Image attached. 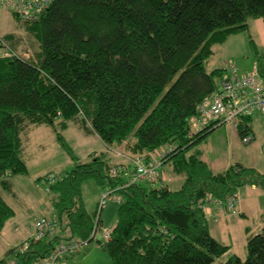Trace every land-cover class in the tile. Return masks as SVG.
<instances>
[{"label": "trees", "instance_id": "trees-1", "mask_svg": "<svg viewBox=\"0 0 264 264\" xmlns=\"http://www.w3.org/2000/svg\"><path fill=\"white\" fill-rule=\"evenodd\" d=\"M12 15L38 48L20 51V42L4 35L25 60H0V184L28 174L22 134L30 125L51 126L73 161L64 174L49 173L57 176L46 184L54 215L37 219L55 217L57 233L30 239L18 264H38L64 238L94 240L97 209L87 210L83 184L115 186L107 152L87 161L72 153L60 133L68 122L107 146L127 142L145 161L170 148L162 166L184 176L177 190L142 182L119 191L116 222L99 243L111 264H212L224 256L229 246L210 233L202 200H224L245 185L264 191V172L241 164L212 171L197 145L214 128L190 136L188 120L224 73L205 68L211 46L246 30L249 19H264V0H52L34 22ZM254 49L264 79V50ZM250 118L238 120L242 140L251 134ZM13 216L0 195V230ZM222 264H264V226L248 239L245 259L232 254Z\"/></svg>", "mask_w": 264, "mask_h": 264}, {"label": "rangeland", "instance_id": "rangeland-1", "mask_svg": "<svg viewBox=\"0 0 264 264\" xmlns=\"http://www.w3.org/2000/svg\"><path fill=\"white\" fill-rule=\"evenodd\" d=\"M252 19V21L255 19L263 20L262 17ZM0 33L2 35L12 34L20 42V51L28 50L29 52L33 51L34 53V50L38 48L37 41L33 37L26 35L24 27L13 17L11 11L5 7L0 8ZM260 33L261 29L253 27V22H250L248 29L227 36L222 43L215 44L210 57L207 59V66L212 68H223L227 61H233L240 70L246 66L252 70L255 65L254 47L260 51V44H263L264 40L259 37ZM218 85L220 87L219 82ZM258 114L259 113L253 115V136L251 141L245 142L242 140L233 125L222 124L209 132L197 145V149L203 153L206 160H214L211 164L214 170H224L229 164H241L248 167L250 166L259 173L264 172V117L259 116ZM55 123H57V121H55ZM41 130L42 132H40ZM34 131L35 130L32 131V134L39 137L41 136L43 140L39 143L38 141H35L36 138H34L31 134L32 139L29 140V149L26 155L29 164L30 177H32V175L36 172H41L39 174L54 173L56 175H61L69 171L72 167L73 161L57 141L53 129L50 126L46 128V126L43 125L39 128L37 133ZM60 133L63 135L67 144L71 148L72 153L77 158L83 159L82 161L88 160L86 154L89 150L95 149L99 151L104 148L103 144L99 142L96 137L86 134V132L80 128L77 123L70 124L66 131H60ZM45 136L48 139L45 138ZM172 169L173 168H171L168 164L161 167L169 188L177 190L180 188L184 176L176 172L173 173ZM21 177L19 176L18 178L22 179ZM26 183L29 184V182ZM38 183H41L39 184V188L41 189L40 193L49 199L46 186L43 185L41 180ZM27 187L31 189L30 185ZM82 193L87 210L91 213L97 209V204L101 198V188L94 180L89 179L84 182ZM35 194L36 193L34 192L33 195L35 196ZM246 196L247 194L245 195V198ZM6 198L14 206V208H16L18 217L22 220L20 227L25 228L26 225L30 226L31 222H34L35 216L38 214V203H34V205L31 204V206L28 204L25 209H23L22 205H20V208L16 207L17 205L14 204L15 200L11 196L6 195ZM245 200L247 203L250 201L249 198H246ZM117 208V203L113 201L107 202L101 211L100 217L102 224L100 223L101 225L99 224V226H103L105 228L114 226L116 222ZM229 215H231V213ZM231 217L232 216H230V218ZM235 217L240 218V216ZM226 223L227 226L225 227L226 232L224 235L223 233L217 235L216 232L212 234L219 240L225 239L224 241L226 244H233L234 247L236 246L235 250L236 252L241 251V253L238 254L243 260L246 257L243 245H246L247 241H242L243 223L242 221L234 223V220L230 221L229 219ZM232 224L233 226L231 228L230 226ZM103 241L105 240L99 237L95 238L91 242L81 245L74 255L82 258L84 254L89 252L87 258L79 262H72V260H69L68 264H111L108 254L102 250L99 245V243ZM71 254L72 253H69V255ZM65 259V255H63L58 258L55 264L60 263ZM224 261L225 259L222 260L221 258H218L212 264H222Z\"/></svg>", "mask_w": 264, "mask_h": 264}, {"label": "built area", "instance_id": "built-area-1", "mask_svg": "<svg viewBox=\"0 0 264 264\" xmlns=\"http://www.w3.org/2000/svg\"><path fill=\"white\" fill-rule=\"evenodd\" d=\"M52 0H0V8H7L14 13L21 22H34L48 9ZM25 60L23 54H18L9 44V41L0 33V60ZM224 73L220 78V88L206 97L196 108V113L189 120V135L194 136L204 131L210 125L213 128L222 124L237 126L239 118L252 116L255 113L264 115V79L256 67L254 70L241 74L233 61H227L223 67ZM245 142L251 141V134L243 138ZM109 157H118V152L108 149ZM169 149L149 161L138 155L126 157V161L113 163L110 160L108 175L116 181L115 186L107 185L101 189V198L97 204V216L90 237L108 240L112 227L99 226L102 209L109 201L120 203L119 191L125 187L145 182L152 188H162L161 166ZM108 157V158H109ZM57 179L54 174H48L43 185L53 183ZM202 207L208 201H214L217 206L225 207L231 214H237V193L228 195L224 200L211 196L202 200ZM58 231V221L53 218H41L36 221L32 237L12 247L0 264H18L19 255L28 247L30 239L40 240L46 236H54ZM86 241L81 239H61L54 245L52 251L42 258L38 264H55L59 257L65 254L76 253Z\"/></svg>", "mask_w": 264, "mask_h": 264}, {"label": "crops", "instance_id": "crops-1", "mask_svg": "<svg viewBox=\"0 0 264 264\" xmlns=\"http://www.w3.org/2000/svg\"><path fill=\"white\" fill-rule=\"evenodd\" d=\"M252 20H253L252 18L248 20L247 29L250 26V22H253V27H258L261 29V33L259 34V37L264 39V21H263L264 19L263 20L262 19H255L254 21H252ZM222 42L214 43L211 46V52L214 49L215 44L222 43ZM259 49H260V51L264 50V40H263V44H260ZM207 62H208V60H206V67L205 68L208 72L215 70V69H221L222 68V67L212 68L210 66H207ZM254 69H255V65H254L252 70H254ZM250 70L251 69L247 68V66H246V67L242 68V70L239 69V72L241 74H243V73L249 72ZM216 82H217L216 83L217 89L219 90L218 82H220V79L217 80ZM253 115L251 116L250 123H249L250 127H251L252 136H253V128H252ZM258 115L264 117L263 114H261V115L258 114ZM73 123H75V122H68L67 128L70 126V124H73ZM43 125H45V124L30 125L28 127V129H26L22 134V139H23L22 156H23V159L25 160V162L27 164L28 174L27 175L12 176L9 179V182L7 184L6 183L0 184V195H1L2 199L14 211V216L12 218L8 219L6 221V223L4 224L3 228L0 230V260H2L8 254L9 249L14 247L18 243H21L23 240L27 239L28 237H30L33 234L34 223L38 218H40V217H51L52 215H54V208H53L54 196H53V194L50 192H47L48 197H49V199H48L45 195L40 193L41 189L39 188V184H38V179L43 177L45 174L44 173L39 174L41 172H36L35 174L32 175V177H30L29 164H28V160H27V156H26L27 151L29 149L28 148L29 140L32 139V136L34 138H36L35 141H38L39 143H41V140H43L41 138V136L39 137L37 135L32 134L33 130H35L34 132L37 133L39 128H41V126H43ZM45 126H46V128L49 127V125H45ZM66 129L63 131H66ZM40 132H42V130ZM31 134H32V136H31ZM86 134H89V136L96 137L99 140V142H101L104 146V148L102 150H99V151H97L95 149L89 150V152L86 154L87 155L86 157H88V158L90 157V155H92L94 153H96V154L101 153V152H107L108 153V149H111V150L118 152V157L111 156V158H110L109 157L110 153H108V155H107V157H109V160H112L113 163L124 162L127 159L126 157L131 156V155L132 156L135 155L126 149L127 144H128L127 142H123L121 145H118V146H107L100 140V138L96 134H94V133H86ZM45 138H47V137L45 136ZM166 149H170V148L165 147L162 150H166ZM201 154H202L201 159L208 164L210 169L214 172H219V171L214 170L213 167L211 166V164L213 163L214 160H211V161L206 160L203 156V153H201ZM79 160L82 161L83 159H79ZM167 164H165V165H167ZM168 165L171 166V164H168ZM230 165H232V164H229L228 166H226L225 169L228 168ZM171 168H172V166H171ZM221 171H223V170H221ZM172 172L174 173L173 169H172ZM19 176L20 177L24 176V177H21L22 179H19L18 178ZM28 177H30V178H28ZM24 178H26V179H24ZM26 180H28V181H26ZM161 180H162L163 184L169 188V186L167 185L166 179L164 178L162 170H161ZM26 182H29V184H27ZM29 185H30L31 189H29L27 187ZM34 192L36 193L35 196L33 195ZM246 194H247L246 198H249V200H250L249 203H247L245 200ZM6 195L11 196L15 200L14 204L17 205L16 207H18V208H20V205H22V208L25 209V207L28 204L31 206V204L34 205V203H38V209H37L38 214H37V216H35V220H34V222L33 221L31 222L30 226L26 225L25 228L20 227V223L22 222V220L20 219V217H18V213H17L16 208H14V206L7 200ZM237 197H238L237 214L229 215L230 212L225 207L217 206L214 203V201H208L205 204L204 210L207 214V220L209 222V229H210L211 234L216 232L217 235H219L221 233H223V235H224L226 232L225 227L227 226L226 222L228 219L230 221L234 220V223H237L238 221H242V223H243L242 241H245V240L248 241V239L251 236L259 233L261 231L262 227L264 226V191L260 187H257L254 185H252V186L251 185H245V186L241 187V189H238ZM241 199L245 200V201H242ZM230 216H232L231 218L233 220L230 218ZM235 216H240V218H237ZM232 226H233V224L230 227L232 228ZM212 236H213V234H212ZM213 237L216 240H218L219 242L229 246L228 252L224 256L221 257L222 260H224L225 258H227L229 255H232V254H235L238 257H240V255L238 253H241V251L236 252V250H235L236 246L234 247L233 244L232 245L226 244L224 241L225 239L219 240L215 236H213ZM247 241H246V244H247ZM243 247L245 248V249L244 248L243 249L246 252V245H243ZM88 255H89V252L87 254H84V256L81 258V257H76V255H74V254L73 255L65 254L66 259L60 263H57V264H68L69 260H72V262L73 261H77V262L83 261L87 258Z\"/></svg>", "mask_w": 264, "mask_h": 264}, {"label": "bare ground", "instance_id": "bare-ground-1", "mask_svg": "<svg viewBox=\"0 0 264 264\" xmlns=\"http://www.w3.org/2000/svg\"><path fill=\"white\" fill-rule=\"evenodd\" d=\"M95 218V217H94Z\"/></svg>", "mask_w": 264, "mask_h": 264}]
</instances>
